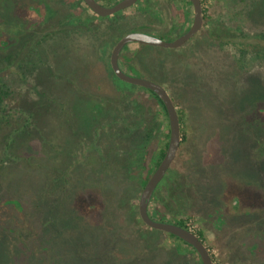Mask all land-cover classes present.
Here are the masks:
<instances>
[{"label":"rangeland","instance_id":"374dc122","mask_svg":"<svg viewBox=\"0 0 264 264\" xmlns=\"http://www.w3.org/2000/svg\"><path fill=\"white\" fill-rule=\"evenodd\" d=\"M203 9L206 25L181 47L134 42L119 58L182 113L186 139L149 211L203 232L214 264H264V0H204ZM193 17L189 0H138L107 17L81 0H0V205L23 207H0V230L24 226L18 233L34 242L39 229L55 258L32 260L34 243L13 240L0 264H200L192 248L140 219L141 182L156 170L169 120L110 64L125 35L173 42ZM99 60L105 77L94 73ZM145 151L150 171L136 164L128 188L112 186L123 160ZM110 190H120L114 203ZM67 191L80 217L59 233L47 223L57 224ZM115 207L131 214L129 226Z\"/></svg>","mask_w":264,"mask_h":264},{"label":"water","instance_id":"95a60500","mask_svg":"<svg viewBox=\"0 0 264 264\" xmlns=\"http://www.w3.org/2000/svg\"><path fill=\"white\" fill-rule=\"evenodd\" d=\"M86 6L96 15L100 17H107L118 13L123 10H127L133 7L138 0H120L112 6H104L100 4L97 0H82ZM193 7V23L189 30L176 39L173 42H167L161 40L157 37L147 35L139 32H132L125 35L121 40H119L114 46L111 55H110V64L114 74L122 81L129 84L142 87L146 90L152 91L162 102L168 116L169 128H170V137L168 142V148L165 153V156L155 172L151 175L146 185L144 186L138 204V211L141 221L147 227L166 232L170 235H173L196 250L198 253L202 264H214L213 258L205 245V243L200 239L198 235L194 232L187 230L183 227H180L174 223L160 222L153 219L149 214V204L153 197L155 190L157 189L160 182L165 177L167 171L171 167L172 163L176 159L177 152L180 148L182 141L181 134V122L179 118L178 110L166 91V89L156 84L152 81L131 76L125 73L119 64V58L129 43H140L149 46L163 47V48H178L184 45L187 41L193 38L204 26V9L202 0H189Z\"/></svg>","mask_w":264,"mask_h":264},{"label":"trees","instance_id":"16d2710c","mask_svg":"<svg viewBox=\"0 0 264 264\" xmlns=\"http://www.w3.org/2000/svg\"><path fill=\"white\" fill-rule=\"evenodd\" d=\"M118 1L119 0H115V2H118ZM110 4H107L106 6H110ZM204 19H205L204 25H206L207 18L204 16ZM93 70H94V73L97 76H101V77H105L106 72H107L106 71V65L103 62V60H99L96 64H94L93 65ZM148 92L151 93L157 99V101L162 105V107L164 108L161 100L152 91L148 90ZM164 110H165V108H164ZM178 113H179L180 122L182 123V113L181 112H178ZM165 114L167 115L166 110H165ZM169 137H170V130L165 136L166 140H165L164 148L161 150V152L158 155L157 162L154 164L155 168H157L159 166V164L161 163V161L163 160V158L165 156V153H166L167 148H168ZM182 139H183L182 141H185V139H186L184 134L182 135ZM114 155H115V157L117 159L121 160L117 156L116 153ZM111 156H113V155H111ZM147 158H148V151H145L142 155H140V157L138 159H136L135 157H130V156L126 157L125 160H123L124 163L120 166V168L119 169H115L114 172L111 173L110 176H109V181H111L112 186H116V188H119L121 191H123L126 188H128V187H125V186H126V184L128 185L127 180L129 178V176L134 173L133 169L135 168L136 164H139L138 168H140L142 170V172H144L145 170L150 171V167H148V165H147ZM100 174L101 175H105V170L103 169L102 173H100ZM35 176H38V175H35ZM30 179H31V175H30ZM148 179H149V175L146 172V175L143 176V180L141 182V187H144L146 185ZM61 190L62 191L64 190L63 187L61 188ZM120 190L118 191V193H116V191H114V190H110V192L115 195L113 203L116 202V199H117V196L119 195ZM67 192H69L68 195L66 196V197L69 196L68 198H66L67 201L65 200L62 203V205L59 206V208H56V211H59V212H57V216L58 217H57V220H56L57 224H58V227H57V224H56L55 221L52 222V223L50 221H48V223H47V225L49 224L48 225L49 229H53V227L55 229L60 228L59 229V231H60L59 233H63V232H65V230L67 231L69 229V227H71L73 225L74 220L78 221V219L80 217L79 214H77V212L75 210V207L73 206V203H72L75 195L73 196V192H71V191H67ZM0 201L2 202V198H0ZM14 203H15L16 206L19 207V209L23 208V207L21 208V205H20L21 202L16 201V200H14V202H13V200H9L4 205H0V207L1 208L3 207L4 210H6L7 208H9L10 205L14 206ZM72 206L74 207L73 209H72ZM93 207H94L93 209L96 210L97 205L94 204ZM113 211L114 212H112V213H115V215H117V214H119L120 216L123 215L124 218H125L124 219L125 220V224L127 226L130 225L129 224L131 222V214L130 213L128 214L125 211L122 212V211L119 210L118 207H115L113 209ZM74 212H76V214H77L76 216L73 215ZM119 215H117V216H119ZM132 218H134V220L137 221V219L135 218L134 215L132 216ZM157 221L166 222L165 218L163 216L159 217V219H157ZM140 223L143 224L142 222H140ZM174 224L189 230V228L186 225V221H184V220L176 221ZM22 230H24V226L19 228V230H12L10 228L9 236L5 235L3 233V231L0 230V249L5 250L6 246H10L12 244V242H14L13 240H15V241L19 240V241L23 242L26 246L32 245L34 243V245H35L34 247L35 248H31V249L28 250L29 255H30L32 260H36V261L41 262V261H48L49 259H55L54 256H53V254H54L53 249L51 247L44 246V242L41 240L42 236L37 234L39 229H37L35 235L33 236L35 238L34 242H32V240L30 239L31 235L29 233H27L25 235H23L22 233L20 234V232L18 233V231H22ZM197 235L200 237V239L203 242H205L204 241L203 232H199V233H197ZM169 236L172 237V238H175L179 242L185 244L187 247L192 248L189 244H187L183 240H181V239H179V238H177V237H175L173 235H170V234H169ZM192 249H193L194 253L198 254L194 248H192ZM1 252H2V250H0V253ZM198 257H199V255H198ZM199 261H200V264H202L201 259H199Z\"/></svg>","mask_w":264,"mask_h":264},{"label":"flooded vegetation","instance_id":"af4514ba","mask_svg":"<svg viewBox=\"0 0 264 264\" xmlns=\"http://www.w3.org/2000/svg\"><path fill=\"white\" fill-rule=\"evenodd\" d=\"M119 61H120V60H119ZM119 64H120V63H119ZM111 70H112V68H111ZM112 71H113V70H112ZM125 73H126V72H125ZM155 169H157V168H155ZM154 172H155V171H154ZM154 172H153V173H154ZM153 173H152V174H153ZM152 174H151V175H152ZM151 175H149V178L151 177ZM103 177L105 178V176H103ZM148 180H149V179H148ZM76 182H78V181H76ZM76 182H75V185H76ZM155 191H156V190H155ZM154 193H155V192H154ZM153 195H154V194H153ZM149 205H150V204H149ZM149 214H150V211H149ZM150 216L152 217L151 214H150ZM152 218H153V217H152ZM167 223H168V222H167Z\"/></svg>","mask_w":264,"mask_h":264},{"label":"built area","instance_id":"2783aa9c","mask_svg":"<svg viewBox=\"0 0 264 264\" xmlns=\"http://www.w3.org/2000/svg\"><path fill=\"white\" fill-rule=\"evenodd\" d=\"M204 0H202V3H203Z\"/></svg>","mask_w":264,"mask_h":264}]
</instances>
